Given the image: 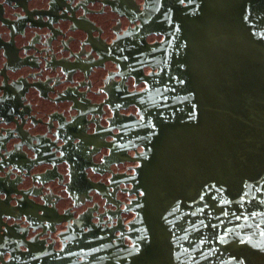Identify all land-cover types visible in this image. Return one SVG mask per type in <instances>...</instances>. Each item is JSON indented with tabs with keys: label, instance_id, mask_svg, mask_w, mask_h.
Returning a JSON list of instances; mask_svg holds the SVG:
<instances>
[{
	"label": "flooded vegetation",
	"instance_id": "obj_1",
	"mask_svg": "<svg viewBox=\"0 0 264 264\" xmlns=\"http://www.w3.org/2000/svg\"><path fill=\"white\" fill-rule=\"evenodd\" d=\"M175 0H0V264H69L133 245L144 148L129 95Z\"/></svg>",
	"mask_w": 264,
	"mask_h": 264
},
{
	"label": "water",
	"instance_id": "obj_2",
	"mask_svg": "<svg viewBox=\"0 0 264 264\" xmlns=\"http://www.w3.org/2000/svg\"><path fill=\"white\" fill-rule=\"evenodd\" d=\"M129 95L133 245L69 264H264V0H175Z\"/></svg>",
	"mask_w": 264,
	"mask_h": 264
}]
</instances>
